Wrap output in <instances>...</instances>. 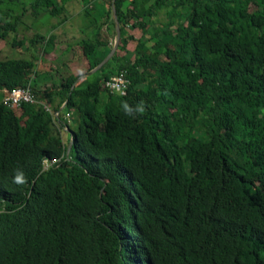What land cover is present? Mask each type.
<instances>
[{
	"label": "trees",
	"instance_id": "1",
	"mask_svg": "<svg viewBox=\"0 0 264 264\" xmlns=\"http://www.w3.org/2000/svg\"><path fill=\"white\" fill-rule=\"evenodd\" d=\"M74 1L87 22L66 44L54 32ZM114 1L0 0L1 41L29 10L59 21L33 58H1L0 93L56 92L61 112L0 102V264H264V0ZM115 9L119 47L87 77L113 50ZM51 54L71 74L40 93Z\"/></svg>",
	"mask_w": 264,
	"mask_h": 264
},
{
	"label": "rangeland",
	"instance_id": "2",
	"mask_svg": "<svg viewBox=\"0 0 264 264\" xmlns=\"http://www.w3.org/2000/svg\"><path fill=\"white\" fill-rule=\"evenodd\" d=\"M85 6L82 4L81 1H74L68 6V14L67 16L70 17L71 19V24L69 23L65 27H57L55 29L54 35H57L59 40H62L66 42V44L73 43L75 40L80 38L83 34L79 32L81 28L84 27V24L87 22V17H86V11H85ZM65 15V14H63ZM66 16V15H65ZM64 18V17H62ZM41 19V17L39 18ZM47 18H42L41 21L36 22V18L32 15V11L29 10L28 13L23 17L22 23L20 24L18 28V32L16 35H11L10 38H8V42H4L0 40V60L1 58H13V59H31L34 56V52L29 51V46H30V40L35 37L34 35L36 34H41V35H47L50 33L51 29L59 21L55 18H52L50 21H46ZM44 25V26H42ZM41 29V32H40ZM103 34L107 35V27L103 28ZM112 42L115 44V39L110 38ZM15 40L17 42H22V46H14ZM48 40H50V36L48 37ZM132 48H133V43ZM41 47V46H39ZM37 52V51H36ZM36 54V53H35ZM42 56V55H41ZM44 56V55H43ZM39 64L37 66V77H33L34 83L33 87L41 91L40 93L44 92L46 88H52L56 85L59 84L65 77H68L71 74V71L68 66H63V68L60 70H56L53 68V62L55 60L53 59H46V57H39ZM42 59V60H41ZM56 92H52V94L48 95H53L52 98L51 96H48L47 94H42L41 96L43 97L42 100L39 99L42 103L48 105L53 111L56 109V107L59 104V99L56 98ZM3 98V95L0 93V102ZM63 108V107H62ZM62 110V109H61ZM60 110V111H61ZM68 124L70 128L74 131L77 130V115L75 113H72V116L68 119ZM67 138L70 135V132H63Z\"/></svg>",
	"mask_w": 264,
	"mask_h": 264
},
{
	"label": "built area",
	"instance_id": "3",
	"mask_svg": "<svg viewBox=\"0 0 264 264\" xmlns=\"http://www.w3.org/2000/svg\"><path fill=\"white\" fill-rule=\"evenodd\" d=\"M129 84L130 79L127 77V73L123 72L107 81L106 88L114 95L126 96ZM2 103L11 109H19L23 104L42 105L44 109L52 114L55 118H59L61 114V112H54L48 105L39 101L31 86L24 89L18 88L13 91H4ZM70 117L71 115L68 114L66 115L65 119L68 121ZM65 130H68V128H65ZM59 162L60 161H50L46 159L43 162V170L47 171Z\"/></svg>",
	"mask_w": 264,
	"mask_h": 264
},
{
	"label": "water",
	"instance_id": "4",
	"mask_svg": "<svg viewBox=\"0 0 264 264\" xmlns=\"http://www.w3.org/2000/svg\"><path fill=\"white\" fill-rule=\"evenodd\" d=\"M116 2V0L114 1V3ZM115 24H116V41H115V44H114V47H113V50L111 51V53L106 57V59L97 67L95 68L93 71H91L88 75V76H91L93 75L95 72L99 71L107 62H109L111 60V58L114 56V54L116 53L118 47H119V44H120V41H121V30H120V24L117 20L118 16H117V11L115 9ZM83 77L79 78L78 79V82L82 79ZM71 136L73 137L72 133L70 132ZM72 147H73V140H71L70 142V145H69V148H68V153H67V156H69L70 154V151L72 150Z\"/></svg>",
	"mask_w": 264,
	"mask_h": 264
},
{
	"label": "clouds",
	"instance_id": "5",
	"mask_svg": "<svg viewBox=\"0 0 264 264\" xmlns=\"http://www.w3.org/2000/svg\"><path fill=\"white\" fill-rule=\"evenodd\" d=\"M14 180L17 184H22L24 183V176L23 173L19 170H17L15 176H14Z\"/></svg>",
	"mask_w": 264,
	"mask_h": 264
},
{
	"label": "crops",
	"instance_id": "6",
	"mask_svg": "<svg viewBox=\"0 0 264 264\" xmlns=\"http://www.w3.org/2000/svg\"><path fill=\"white\" fill-rule=\"evenodd\" d=\"M42 26H44V25H42ZM40 32H41V29H40ZM110 41H111V39H110ZM130 46H132V45H130ZM54 54H51V55H49V56H46V59H53L54 58V56H53ZM67 132V131H66ZM71 135V134H70ZM63 138H64V140H69L70 138H71V140H72V136H69L68 138H67V136H65V134H63Z\"/></svg>",
	"mask_w": 264,
	"mask_h": 264
},
{
	"label": "bare ground",
	"instance_id": "7",
	"mask_svg": "<svg viewBox=\"0 0 264 264\" xmlns=\"http://www.w3.org/2000/svg\"><path fill=\"white\" fill-rule=\"evenodd\" d=\"M105 12V11H104ZM107 15V14H106ZM109 15V14H108ZM166 15V14H165ZM101 16V15H100ZM69 17V16H68ZM112 41V40H111ZM99 66V65H98ZM97 67V66H96ZM110 80V79H109ZM102 111V110H101Z\"/></svg>",
	"mask_w": 264,
	"mask_h": 264
}]
</instances>
